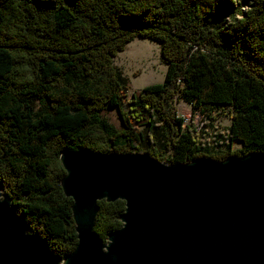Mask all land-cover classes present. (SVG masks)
I'll return each instance as SVG.
<instances>
[{"label": "trees", "instance_id": "16d2710c", "mask_svg": "<svg viewBox=\"0 0 264 264\" xmlns=\"http://www.w3.org/2000/svg\"><path fill=\"white\" fill-rule=\"evenodd\" d=\"M138 37L160 44L168 69L128 96L114 58ZM178 99L205 115L200 131ZM65 149L170 163L264 152V0H0V185L60 259L78 243ZM99 206L106 241L126 204Z\"/></svg>", "mask_w": 264, "mask_h": 264}, {"label": "water", "instance_id": "95a60500", "mask_svg": "<svg viewBox=\"0 0 264 264\" xmlns=\"http://www.w3.org/2000/svg\"><path fill=\"white\" fill-rule=\"evenodd\" d=\"M60 160L75 249L57 257L0 185V264H264V152L170 163L65 149ZM118 199L122 226L103 241L99 201Z\"/></svg>", "mask_w": 264, "mask_h": 264}, {"label": "rangeland", "instance_id": "374dc122", "mask_svg": "<svg viewBox=\"0 0 264 264\" xmlns=\"http://www.w3.org/2000/svg\"><path fill=\"white\" fill-rule=\"evenodd\" d=\"M114 63L129 79L128 96L147 85L163 82L168 69L167 64L162 61L160 44L149 38L138 37L129 42L126 48L115 56ZM176 108L178 114L185 118V123L193 124L197 131H200L205 125V115L194 112L192 105L185 100L178 99ZM106 114L113 123L120 126L121 121L115 110H108ZM216 117L215 128L212 127L211 131L223 130L230 125L229 115ZM238 146V144H234L235 148Z\"/></svg>", "mask_w": 264, "mask_h": 264}]
</instances>
